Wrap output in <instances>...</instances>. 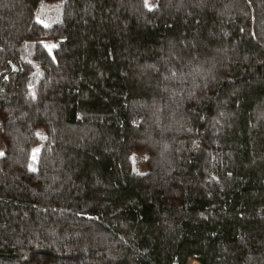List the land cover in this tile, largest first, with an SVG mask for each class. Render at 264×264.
<instances>
[{"label":"trees","instance_id":"1","mask_svg":"<svg viewBox=\"0 0 264 264\" xmlns=\"http://www.w3.org/2000/svg\"><path fill=\"white\" fill-rule=\"evenodd\" d=\"M0 143V264H264V0H0Z\"/></svg>","mask_w":264,"mask_h":264},{"label":"rangeland","instance_id":"2","mask_svg":"<svg viewBox=\"0 0 264 264\" xmlns=\"http://www.w3.org/2000/svg\"><path fill=\"white\" fill-rule=\"evenodd\" d=\"M157 3V0H145V4L148 8H153L155 7ZM3 145L0 143V153L2 152ZM37 151V148L34 150V155L35 152ZM132 161V167L135 171L137 172H143L145 171V154L144 153H133L131 157ZM189 264H198L196 261H190Z\"/></svg>","mask_w":264,"mask_h":264},{"label":"snow or ice","instance_id":"3","mask_svg":"<svg viewBox=\"0 0 264 264\" xmlns=\"http://www.w3.org/2000/svg\"><path fill=\"white\" fill-rule=\"evenodd\" d=\"M0 155H2V153H0Z\"/></svg>","mask_w":264,"mask_h":264}]
</instances>
